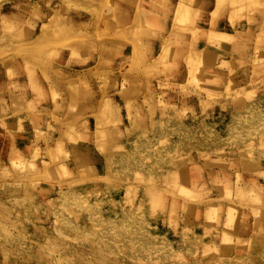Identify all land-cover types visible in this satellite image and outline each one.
<instances>
[{
	"label": "rangeland",
	"instance_id": "rangeland-1",
	"mask_svg": "<svg viewBox=\"0 0 264 264\" xmlns=\"http://www.w3.org/2000/svg\"><path fill=\"white\" fill-rule=\"evenodd\" d=\"M159 1L0 0V264H264V0Z\"/></svg>",
	"mask_w": 264,
	"mask_h": 264
},
{
	"label": "bare ground",
	"instance_id": "bare-ground-1",
	"mask_svg": "<svg viewBox=\"0 0 264 264\" xmlns=\"http://www.w3.org/2000/svg\"><path fill=\"white\" fill-rule=\"evenodd\" d=\"M153 1L156 2V1H159V0H153ZM240 1H241V0H240ZM243 1H244V0H243ZM246 1H247V0H246ZM246 1H245V2H246ZM253 1H254V0H253ZM253 1H252V2H253ZM155 2H154V3H155ZM159 2L162 3V0L159 1ZM159 2H157V3H159ZM151 3H152V2H151ZM142 5H143V4H142ZM152 5H153V3H152ZM160 5H161V4H160ZM240 5H243V4H240ZM248 5H249V4H248ZM252 5H253V4H252ZM144 6H147V5H144ZM148 6H149V5H148ZM155 6H159V5L155 4ZM149 7L152 8L151 5H150ZM160 7H161V6H160ZM239 8H240V7H239ZM253 8H254V5H253ZM242 9H244V8H242ZM239 10H240V12H241V8H240ZM244 10H245V9H244ZM239 16H240V14H239ZM232 17H233V15H232ZM241 17H242V19H243L244 15L241 16ZM234 19H235V18H234ZM238 19H239V17H238ZM240 19H241V18H240ZM240 19H239V20H240ZM242 19H241V20H242ZM245 19H247V17H246ZM247 20H248V19H247ZM249 20H250V19H249ZM232 21H233V19H232ZM245 22H246V21H245ZM262 26H264V25H261V27H262ZM261 27H259V28L261 29ZM262 28H263V27H262ZM263 29H264V28H263ZM248 35H249V34H248ZM258 38H259V37H258ZM230 39H231V37H230ZM257 40H258V39H257ZM257 40H256V41H257ZM259 40H260V39H259ZM231 41H232V39H231ZM231 41H230V42H231ZM208 42H210V41H208ZM257 43H258V42H257ZM257 43H256V44H257ZM235 45H236V44H235ZM235 45H232V46H235ZM240 45H241V44H240ZM259 45H260V44H259ZM239 47H240V46H239ZM243 48H244V47H242V49H243ZM246 48H247V47H246ZM240 50H241V48H240ZM240 50H239V51H240ZM245 50H246V49H245ZM243 51H244V50H243ZM243 51H241V52H243ZM259 51H260V50H258L257 52H259ZM136 54H137V53H136ZM209 58H210V56H209ZM199 63H200V62H199ZM202 63H203V60H202ZM205 69H206V68H205ZM256 69H257V68H256ZM201 70H202V69H201ZM201 70H200V71H201ZM244 70H245V69H243V72H244ZM254 70H255V69H254ZM200 71H198V72H200ZM203 71H205V70H203ZM203 71H201V72H203ZM206 71H207V70H206ZM207 72H208V71H207ZM230 81H231V80H230ZM230 81H229V82H230ZM252 81H253V80H252ZM231 82H232V81H231ZM231 84H232V83H231ZM232 85H233V84H232ZM233 86H234V85H233ZM247 91H248V90H247ZM209 95H210V94H209ZM238 97L240 98V95H239ZM235 98H237V97H235ZM232 99H234V98H232ZM238 100H239V99L237 98V101L234 100L233 102H234V103H235V102H238ZM246 155H248V154H245V156H246ZM248 156H249V155H248ZM241 157H242V156H241ZM245 167H246V166H245ZM246 169H247V168H246ZM190 172H191V171H190ZM190 172L188 171V172H186L184 175H182V176H180V177H179V174H178V175L175 174V175L177 176V177H175V180H176L177 182H179V180H181V182H182V180L184 179V180H183L184 182H182V183L180 182V185H181V184H185V180L191 181L190 179L193 178L195 175L193 174V171L191 172L192 175H188V173H190ZM197 172H198V171H197ZM180 173H184V171H181ZM173 174H174V173H173ZM195 174H196V173H195ZM186 175H187V176H186ZM225 176H226V174H225ZM234 177H235V176H234ZM239 177H240V176H239ZM217 178H218V177H217ZM224 179H227V178H224ZM173 180H174V179H173ZM217 180H218V179H217ZM237 180H238V179H237ZM237 180H236V181H237ZM176 181H174V183H175ZM225 181H226V182H225ZM227 181H228V180H224V183L226 184L225 187L227 188V190H226V188L224 189V186H223V189L227 191V192H225V194L228 193V196L230 195V193H229L230 191H233V192L235 191V192L238 194L239 197H242L243 194L246 193L245 190H244V188H243V190L240 189V188H242V187H239L240 185H235V186H233V188H232V187L230 186L231 182H229V181L227 182ZM240 181H241V180H240ZM216 182L219 183V181H216ZM171 183H173V182H171ZM224 183H223V184H224ZM243 183H244V182H243ZM248 183H249V185H250V186L248 187V188H249V189H248L249 192L252 191V189H255V188H257L258 190L262 189V187L260 188V186H259V185H261V184L258 185L257 183L254 182V180L248 181ZM248 183L245 182L246 185H247ZM219 184H220V183H219ZM219 184L217 185L218 187L220 186ZM171 185H172L171 187H173V189L176 188V187H174L175 185H174V186H173V184H171ZM177 185H178V183H177ZM182 186H183V185H182ZM217 186L215 185L214 187H217ZM243 186H244V185H243ZM261 186H262V185H261ZM171 187H170V190H171ZM191 187H192V185H191ZM244 187H245V186H244ZM219 188H222V187H219ZM215 189H216V188H215ZM178 190H181L180 186H179ZM216 190H217V189H216ZM224 190H223L222 192H224ZM172 191H173V190H172ZM185 191H186V190H185ZM246 191H247V190H246ZM173 192H174V191H173ZM183 192H184V191H183ZM183 192H182V193H183ZM186 192H187V191H186ZM244 192H245V193H244ZM152 193H153V194H152ZM152 193H151V194H152L151 196H154L156 192H155V193L152 192ZM177 193L179 194L180 192L177 191ZM218 193H220V192H218ZM256 193L259 194V195H261V197H262V194H260L259 192H256ZM169 194L172 195L171 193H169ZM178 194H177L176 196H178ZM184 194H185V193H184ZM187 194H189V192L186 193L185 196H187ZM220 194H221V193H220ZM234 194H235V193H234ZM247 194L250 195V193H247ZM257 194H256V195H257ZM156 195H157V194H156ZM166 195H167V194H166ZM181 195H182V194L180 193V197H181ZM190 195H191V192H190ZM193 195H194V193L192 194V196H193ZM195 195H196V194H195ZM203 195H204V194H203ZM259 195H258V197H254L253 199H254V200H256V198H257L258 200L261 199V198L259 197ZM172 196H173V195H172ZM182 196H183V195H182ZM192 196H191V197L189 196V197L191 198L190 200H192ZM200 196L203 197L202 195H200ZM223 196H224V193H223ZM226 196H227V195H226ZM235 196H236V195H235ZM245 196H246V195H244V197H245ZM253 196H254V195H253ZM253 196H252V197H253ZM157 197H158V195H157ZM183 197H184V196H183ZM187 197H188V196H187ZM189 197H188V198H189ZM194 197H195V196H194ZM159 198H160V197H159ZM164 198H165V197H163V199H164ZM188 198H185V197H184V199H186V200H189ZM195 198H199V197H195ZM224 198H225V196H224ZM224 198H223V199H224ZM245 198H246V197H245ZM157 199H158V198H157ZM163 199H162V200H161V199H158V200H161L160 208H161V206H162V205L164 204V202H165V201H163ZM225 199H226V198H225ZM233 199H234V198H233ZM249 199H250V198H249ZM158 200H154V201H156L157 203H160V202H158ZM164 200H165V199H164ZM227 200H228V198H227ZM238 200H240V198L237 199V201H238ZM246 200H247V199H245V201H246ZM250 200H251V199H250ZM171 201H172V197H171L170 202H171ZM210 201H211V200H210ZM240 201H243V200H240ZM240 201H239V202H240ZM156 202H155V203H156ZM175 202H176L175 204H177V201H175ZM182 202H183V201H182ZM175 204H174V205H175ZM183 204H184V206H186V205H185L186 203L183 202ZM183 204H181V205H183ZM154 205H155V204H154ZM157 205L159 206V204H157ZM169 205H170V204H169ZM187 205H189V208L192 207L191 204H188V202H187ZM172 206H173V203H172ZM175 206H176V205H175ZM175 206H173V208H175ZM229 206H230V205H229ZM233 206H234V205H233ZM164 207H165V206L163 205V206H162V210H163ZM187 207H188V206H187ZM234 207H235V206H234ZM183 208H184V207H183ZM212 208H213V207H212ZM229 208H230V210H229L230 214L227 216V219H228V220H229V218L231 219L232 216L234 215V214H232V210H233L232 208H233V207H229ZM169 209H170V208H169ZM171 209H172V207H171ZM192 209H195V207H194V208H191V212H193ZM244 209H245V208H244ZM158 210H159V207H158ZM162 210H160L159 212H161ZM173 210H174V209H173ZM173 210H171V213H172ZM189 210H190V209H189ZM189 210H188V211H189ZM253 210H254V209H253ZM253 210H252V212H253ZM167 211H168V210H167ZM197 211H198V210H196V212H197ZM233 211H235V209H234ZM237 211H238V210H237ZM237 211H236V212H237ZM255 211H256V212H259V211H257V210H255ZM173 212H174V211H173ZM240 212L242 213V211H240ZM161 213H163V211H162ZM168 213H169V211H168ZM238 213H239V212H238ZM238 213H237V214H238ZM261 213L264 215V211H263V210H262ZM191 214H192V213H191ZM193 214H194V213H193ZM239 214H240V213H239ZM239 214H238V215H239ZM170 215H171V214H170ZM205 215H207L206 218H208V220H209L210 215L208 216V213L205 214ZM205 215H204V216H205ZM240 215H241L240 218H242V214H240ZM259 215H261V214H259ZM173 216H174V215H171V218H172ZM194 216H195V215H194ZM234 216H236V215H234ZM234 216H233V217H234ZM243 216H244V215H243ZM168 217H170V216H168ZM174 217H175V216H174ZM211 218H212V217H210V219H211ZM238 218H239V216H238ZM172 219L174 220V218H172ZM234 219H235V218H233L232 220L234 221ZM212 220H213V219H212ZM232 220H231V221H232ZM226 221H227V220H226ZM233 221H232V222H233ZM173 222H174V221H172V223H173ZM211 222H212V221H211ZM227 222H228V221H227ZM227 222H226V223H227ZM229 222H230V221H229ZM173 224H174V223H173ZM228 224H229V223H227V225H228ZM228 226H229V225H228ZM256 226H257V225H256ZM224 227H227V226H224ZM257 227H258V226H257ZM227 229H228V227H227ZM262 229H263V227L261 228V230H262ZM257 231H258V229H257ZM263 231H264V229H263ZM229 239H230V238H229Z\"/></svg>",
	"mask_w": 264,
	"mask_h": 264
}]
</instances>
